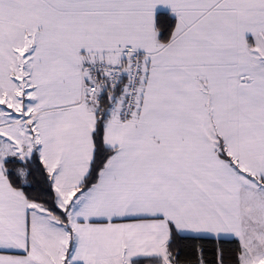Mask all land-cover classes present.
<instances>
[{
    "label": "snow or ice",
    "instance_id": "1",
    "mask_svg": "<svg viewBox=\"0 0 264 264\" xmlns=\"http://www.w3.org/2000/svg\"><path fill=\"white\" fill-rule=\"evenodd\" d=\"M0 264H264V0H0Z\"/></svg>",
    "mask_w": 264,
    "mask_h": 264
}]
</instances>
